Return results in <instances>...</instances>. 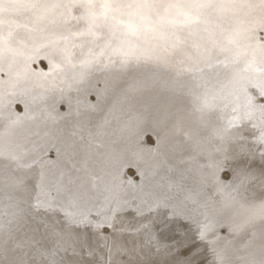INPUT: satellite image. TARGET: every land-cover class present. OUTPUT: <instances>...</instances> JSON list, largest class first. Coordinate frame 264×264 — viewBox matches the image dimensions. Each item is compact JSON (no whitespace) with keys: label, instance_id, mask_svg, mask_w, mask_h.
<instances>
[{"label":"bare ground","instance_id":"bare-ground-1","mask_svg":"<svg viewBox=\"0 0 264 264\" xmlns=\"http://www.w3.org/2000/svg\"><path fill=\"white\" fill-rule=\"evenodd\" d=\"M248 61L223 62L205 68L203 74H181L177 65L164 60L139 61L110 68L91 78L95 91L94 96L87 94L88 99L99 101L102 110L99 114L94 109L87 110L83 116L87 118L85 114L91 113L98 125H102L100 121L104 118L103 126L109 130L102 127L100 131L110 133L115 153L121 160L117 167L111 165L100 174L111 177L116 199L120 201L118 211H113L111 217L117 216L115 227L96 232L77 228L75 234L66 230L63 236L52 234L44 245L52 249L62 244L57 258L62 257L64 264H93L91 250L97 262L101 255L107 259L111 250L109 264L259 262L264 216L253 218L248 224L241 219L234 233L230 228H225L222 236L217 232L219 226H232L237 216L235 208L250 206L248 213L264 215V197H261L264 195V143L253 140L256 139L253 138L255 125L264 127V66L252 62L250 56ZM77 109L76 105L67 110L72 115L67 121L76 122L72 125L81 120L76 119ZM10 115L9 109H1V123L21 119L4 118ZM59 121L57 118L55 125L62 126ZM103 148L106 159L113 151L107 144ZM56 153L51 155L53 159ZM124 166L133 169L124 171ZM41 167L47 170L49 164L16 169L14 175L30 188H36ZM94 169L90 173L98 171ZM3 171L4 165L0 163V172ZM125 173L134 177L132 186L128 187ZM127 188L129 196L122 199L121 194ZM10 191L0 193L3 197L0 213L10 203L7 199ZM21 194L25 198L22 207L28 215L19 222L0 215V224L6 223V229L10 228L17 236L33 228L39 219L55 221L62 216L59 211L42 208L37 217L31 208V196L35 193ZM157 201L161 207H152L153 211L146 213L152 222L145 221L148 224L145 235L140 225L144 217L136 210L142 207L136 206L149 202L157 205ZM161 201L166 209L162 208ZM255 201L263 203L262 209L252 208ZM128 203L134 211L122 213L121 207H127ZM168 207L177 208L181 216L171 218L170 214L176 216V213ZM253 231L256 236L249 242ZM246 247L252 256L244 251ZM37 260L44 262L39 253L35 255ZM0 264H8L7 257L0 256Z\"/></svg>","mask_w":264,"mask_h":264},{"label":"snow or ice","instance_id":"snow-or-ice-1","mask_svg":"<svg viewBox=\"0 0 264 264\" xmlns=\"http://www.w3.org/2000/svg\"><path fill=\"white\" fill-rule=\"evenodd\" d=\"M261 33H264V0H0V73L6 72V65L10 71L22 54H26V77H54L55 58L63 66L62 71H71V78L77 82L93 72L139 61L171 62L181 74H203L205 68L223 62L247 63L249 56L252 62L264 66ZM37 58L48 59V72L27 69V62ZM24 107L26 117L35 120V130L29 129L23 137L9 134L7 142L4 134H0V163L4 165V171L0 172V193L11 190L7 197L10 203L4 205L0 215L17 222L28 215L22 207L25 202L22 192L35 193L31 198L37 205L43 196L44 203L66 208L67 212L55 221L39 219L22 236L0 224V256L9 257L8 264H35V255L39 253L49 264H58L56 257L62 244L49 249L43 242L52 234L63 236L66 230L75 234L77 228L93 226L94 221L114 228L117 216L110 223L95 218L106 217L108 211H118L120 201L117 200L113 209L110 202L99 203L98 197L90 192L74 191L71 182L65 183L62 172L49 174L36 188H30L15 176L24 158L22 154L28 151L25 141L35 145L31 137L46 139L49 132L41 131V125L52 119L50 113L42 111L39 115H29L27 103ZM258 142L264 143V132ZM41 211L40 207L36 208L37 217ZM152 211L147 204L137 209V214L144 217L140 225L145 235L152 222L146 213ZM11 223L9 220L8 224ZM261 235L259 264H264V233ZM255 236L253 231L249 242ZM244 251L248 256L253 255L247 247ZM89 255L93 256V264H109L111 250L109 257L101 255L99 262L95 261L93 251Z\"/></svg>","mask_w":264,"mask_h":264},{"label":"water","instance_id":"water-1","mask_svg":"<svg viewBox=\"0 0 264 264\" xmlns=\"http://www.w3.org/2000/svg\"><path fill=\"white\" fill-rule=\"evenodd\" d=\"M25 62L26 54H22L16 58V61L12 64V68L10 71L8 70V67L6 65V72L0 73V81L3 82L0 83V89L3 90V103L2 105H0V110L4 108L10 110L11 115L4 116V118H10L11 116L13 120H16L19 117L21 118L20 120L12 121L9 124H2L0 121V134H4L5 142H7V140L9 139V134L13 136L23 137L28 135L29 129L35 130V120L28 119L25 115V103H27L28 108L30 109L29 115H39V112L42 111L45 114L50 113L52 115V119L48 120L46 125H41V131L49 132V136L46 139L40 140L39 137H31L32 140L36 141L35 145H33L31 142L25 141L28 151L22 154L24 157L22 161L23 165H21L22 163H20L17 169L32 168L37 167L38 165L40 166L44 163H48L49 167L47 170H42V167L39 168V170L42 172L39 176H37V181L35 182L36 186L49 174L53 172H62L64 174L65 183L71 182L74 191L80 190L90 192L94 195V197H98L99 203L104 204L110 202L112 208L114 209L115 201L117 202V199L115 188L112 185L111 177L103 175L101 176L100 174H102V169L106 171V168L110 167L111 165L117 167V162L121 160L115 153L112 145L113 139L111 138L110 133H102L100 131V128L102 130V127L105 129V131L109 130L108 128L103 126L104 118H102L100 121V123L103 122L102 125H98L91 117V113L85 114L86 116H88L87 118L83 116V113L87 110L93 111L94 109L96 114H99L102 110L99 106L100 102L96 99H94L93 101L89 100V95H87L88 93H90V96H94L93 93L95 89L92 86L93 79L91 78H93L94 76H99L98 74L100 72H93L82 81L77 82L71 78L72 72L68 71L67 73H65L64 71H62L63 66L60 65L59 61L54 58V63L57 64V72L54 77H50L48 79L34 76L26 77ZM27 69L31 70V72H35L38 69L43 70L44 72H48V59L37 58L34 61L27 62ZM76 105L78 108V115L76 119L79 120V118H81V120H79V124L77 123L75 125H72V123L74 124L76 122L73 120L67 121L68 118L72 117L70 111L67 110ZM15 107H19L21 108V110L17 111ZM57 118L60 120L59 122H62V126L55 125L57 123L55 122ZM255 127V131H253V138L256 139L253 140H255V143H257L259 138L261 137V133L264 132V127H261L259 124L255 125ZM105 144H107L113 151V153L109 152V154H107L106 159L103 158L104 156L106 157V155L103 153V146ZM256 147L258 148L260 146ZM54 152L57 155L53 159L51 155ZM241 153L243 155H246L244 152H242V150ZM26 158L27 160H25ZM250 160L254 162V159ZM108 162H110L111 164L109 165ZM13 163H16V161L13 160ZM138 163L139 162H137V164ZM94 167L95 169L97 168L98 171H100H97L96 173H90V170ZM95 169L94 171H96ZM129 169H133V167L124 166L123 168L124 171H128ZM124 176L127 179L126 182L128 187L132 186L134 184V177H130L127 173H125ZM116 178H118V176H116ZM38 190L39 189H37V192ZM128 190L129 189L127 188L126 191L121 194L122 199L129 196ZM101 193L103 195H100ZM241 193L244 197V193ZM261 197H264V195H262ZM34 202L35 201L31 199V208H33L35 211L37 207H40L41 209L49 208L53 211L56 210L61 212L62 214L67 212L66 208H60L58 206L52 207L50 203H47V205H50L51 207H47L45 205L46 203L43 202V196H41V203L39 205ZM155 204L156 203L154 202H149V204L147 205L155 208L161 207L160 205L157 206ZM261 204L263 203H258L255 201V207L252 208L262 209ZM44 205L46 207H44ZM162 205L164 206L163 203ZM130 206L128 203V206L121 207L120 211H126V213L127 211H134ZM144 206L145 204H140L136 207L143 208ZM249 207H238V209L235 208L237 216L233 219L234 221L231 222L232 226H228V224L219 226V229L217 230L219 236H222L220 234L223 233V230L225 228H230L231 232L234 233L241 223L240 220H243V218L244 221H246L248 224L253 220V218L260 219L262 216H264L263 213L260 212L257 215L248 213L247 209ZM162 208L166 209L165 206ZM168 208L172 210V212L176 213V216L170 214L171 218L177 217L178 215L181 216V212L177 208ZM193 208L194 207H191V210H193ZM137 209L138 208H136V210ZM188 211L190 212V210ZM112 212L113 211H108L106 217L97 215L95 219L96 221H107L110 223L112 222ZM192 213H190V215H192ZM2 224L7 226L6 223ZM80 228L83 229L84 227ZM88 228L93 232H96L107 228L111 229L112 227L107 226L106 223H96L94 221L93 226H90ZM7 259H9V257H7ZM42 259L44 260V262L41 261L40 263L39 260H37L35 264H49L48 259L43 257ZM62 259V257H56L58 264H64V261ZM251 261L253 260H246L247 263Z\"/></svg>","mask_w":264,"mask_h":264}]
</instances>
